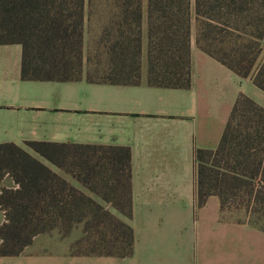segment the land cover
Masks as SVG:
<instances>
[{"label":"trees","instance_id":"16d2710c","mask_svg":"<svg viewBox=\"0 0 264 264\" xmlns=\"http://www.w3.org/2000/svg\"><path fill=\"white\" fill-rule=\"evenodd\" d=\"M253 0H0V45L23 47L24 81L192 86L197 47L264 92V18L242 15ZM99 31L98 39H91ZM89 36V40H87ZM30 151L43 157L58 171ZM198 203L264 231V107L241 93L217 150H199ZM0 257H18L40 235L82 236L75 257H130L135 233L128 147L26 142L0 144ZM71 178L78 185L70 181ZM116 212H113L111 208ZM241 214L245 216L242 217ZM241 215V216H240Z\"/></svg>","mask_w":264,"mask_h":264},{"label":"crops","instance_id":"0c3cea01","mask_svg":"<svg viewBox=\"0 0 264 264\" xmlns=\"http://www.w3.org/2000/svg\"><path fill=\"white\" fill-rule=\"evenodd\" d=\"M22 64L21 45H0V144L130 148L133 216L120 217L136 240L130 257H75L76 231L67 238L55 231L38 236L18 257H0V264H264L263 230L222 212L217 197L204 207L198 203L197 152L218 149L241 93L264 106V92L252 80L202 52L196 41L189 89L150 86L146 48L140 85L24 81ZM245 85L260 92L253 97ZM14 186L9 176L0 181V191Z\"/></svg>","mask_w":264,"mask_h":264},{"label":"rangeland","instance_id":"374dc122","mask_svg":"<svg viewBox=\"0 0 264 264\" xmlns=\"http://www.w3.org/2000/svg\"><path fill=\"white\" fill-rule=\"evenodd\" d=\"M253 1H254L255 6L253 8L251 7V9L249 11H247L246 13L244 12V14L241 17L242 18V22H240L239 25L241 27H243V28H245V16H247V17L251 16V18H254V19L264 18V0H253ZM197 32H198V25L196 23V20H194V22H193L192 43H193V41H196V39H197ZM100 35L101 34H100L99 31H95V32H93L91 34L90 40L91 39H98L100 37ZM196 44H197V42H196ZM263 45H264V43H263ZM245 89H246L248 94L253 95V97H256L253 94L254 90L258 91V89H256V87H254V86L248 87V86L245 85ZM258 92H260V91H258ZM241 215H242V217L245 216L244 214H241ZM75 234H77V235H79V237H81L82 236V228H77Z\"/></svg>","mask_w":264,"mask_h":264}]
</instances>
